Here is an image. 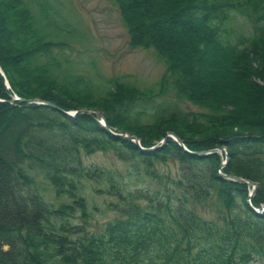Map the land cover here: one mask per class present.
I'll use <instances>...</instances> for the list:
<instances>
[{"label":"trees","instance_id":"obj_1","mask_svg":"<svg viewBox=\"0 0 264 264\" xmlns=\"http://www.w3.org/2000/svg\"><path fill=\"white\" fill-rule=\"evenodd\" d=\"M113 1L130 48L153 49L164 60L158 91L118 78L97 91L57 58L68 43L45 29L55 25L48 0H34L36 10L26 0H0V264H264V212L253 209L264 205V0ZM233 14L253 28L235 45L224 40ZM171 91L200 111L139 118L138 106ZM15 95L57 107L7 102ZM83 109L99 111L114 132L145 148L173 132L189 151L171 138L144 151L87 114L66 113ZM221 147L229 157L223 173L259 184L253 207L247 185L218 173V154L193 153ZM109 150L143 164L163 190H129L112 172L84 164L83 156ZM169 162L181 164L180 175L164 183L154 166ZM39 175L72 201L47 202L33 186ZM104 178L109 185L100 192L116 199L120 215L91 232L79 189ZM17 192L25 194L19 204L9 199Z\"/></svg>","mask_w":264,"mask_h":264},{"label":"rangeland","instance_id":"obj_2","mask_svg":"<svg viewBox=\"0 0 264 264\" xmlns=\"http://www.w3.org/2000/svg\"><path fill=\"white\" fill-rule=\"evenodd\" d=\"M26 1L36 10L34 0ZM48 1L50 3L49 12L55 25L52 24L51 27L45 29L53 34L55 42L68 43L65 48L56 49L55 54L69 72L84 75L94 87L98 88L97 91L102 93L112 87L108 80L116 78L140 89L158 88L155 85L159 84L166 71L164 60L158 58L153 49L130 48V36L113 0ZM252 32V25L246 18L233 14V19L230 20L224 33V40L226 42L230 40L235 45L238 43V39L248 37ZM173 108L186 113L200 111L198 107L179 100L173 91L163 97L156 98L154 103L138 106L136 111L140 113L138 114L139 118L147 123L152 121L150 118L152 113L170 112ZM142 112L144 113L142 114ZM46 135L52 136L51 132H46ZM50 139L60 141L53 137ZM159 144L160 142L157 145ZM183 148L188 150L185 145ZM83 161L88 167H99L112 172L116 178L126 183L129 190H163L160 181L148 175L143 164L123 160L113 150L97 151L94 154L85 155ZM154 167L158 174L169 178L163 177L164 183L180 175L181 164L179 162L156 164ZM107 182V178L98 183L83 180L79 189L81 195L88 201L91 213L88 229L91 232H101L109 221L120 215L112 205V203H116V199L100 192L102 188L109 185ZM33 186L54 207L72 201L67 195L59 196L50 181L42 175L35 177ZM23 196H25L23 192H17L13 198L9 199L12 201L14 199L15 203L19 204ZM10 200L6 201L7 207L9 210H13ZM199 211L205 217H216L210 208H199ZM76 221L81 222L82 220L77 218Z\"/></svg>","mask_w":264,"mask_h":264},{"label":"water","instance_id":"obj_3","mask_svg":"<svg viewBox=\"0 0 264 264\" xmlns=\"http://www.w3.org/2000/svg\"><path fill=\"white\" fill-rule=\"evenodd\" d=\"M8 87H10L9 83H7ZM2 101V100H0ZM15 101H20V102H26V103H30V104H33V103H37V104H43V105H47V106H51V107H57L55 104L51 103V102H48V101H44V100H39V99H22V98H19V97H16L14 98V100L12 102H15ZM87 114L91 117H93L96 121H98L107 131L111 132L112 134L118 136V137H122V138H125V139H129V140H132L133 142H135L138 146H140V148L142 150H145V151H154L156 149H160L162 148L165 144H167L168 142V139L169 137L173 138L174 140H176L180 145L183 146V142L182 140L173 132H169L167 133L166 137L160 142L159 145L157 146H153V147H150V148H144V147H141L140 145V142L138 140L137 137L135 136H132L130 134H123V133H116L114 132L108 125H107V121L105 119V117L95 111V110H88V109H83V110H79V111H74L73 113H70V112H67V114L71 115V116H76L78 114ZM223 152H226L225 148H215V149H211V150H207V151H201V152H194V154H198V155H209V154H213V153H217L219 154L221 157H222V154ZM227 155V154H226ZM228 157V156H226ZM226 165V162H221V166L220 168H224V166ZM220 174L226 178V179H230L232 181H237V182H240V183H243V184H246L248 186H254V191L250 194V198L249 200L253 197L254 193L256 192L257 190V184L256 183H253L247 179H243L239 176H234V175H225L222 171H220ZM263 209L261 210H258V212H261Z\"/></svg>","mask_w":264,"mask_h":264},{"label":"bare ground","instance_id":"obj_4","mask_svg":"<svg viewBox=\"0 0 264 264\" xmlns=\"http://www.w3.org/2000/svg\"><path fill=\"white\" fill-rule=\"evenodd\" d=\"M14 100V98H12V99H10V100H7V102H9V103H12V104H14V103H16V102H18V101H15V102H12ZM40 100V99H39ZM3 101V100H2ZM35 104H37V103H35ZM41 105H43V104H41ZM77 111H79V110H77ZM74 112V111H73ZM73 112H71V113H73ZM136 137V136H135ZM138 138V137H137ZM129 140V139H128ZM138 140H139V142H140V145H141V147H143V145H142V143H141V139L140 138H138ZM130 141H132V140H130ZM133 142V141H132ZM133 143H135V142H133ZM136 144V143H135ZM137 145V144H136ZM138 146V145H137ZM139 148H140V146H138ZM145 148V147H144ZM141 149V148H140ZM142 150V149H141ZM145 151V150H144ZM223 162H226V165L224 166V168L227 166V164H228V162H229V157H226V158H223V160H222ZM220 166H221V164H220ZM220 171H221V168L219 167V169H218V173L220 174ZM225 175H230V174H227V173H224ZM221 175V174H220ZM222 176V175H221ZM240 177V176H239ZM241 178H243V177H241ZM244 179V178H243ZM246 179V178H245ZM248 180V179H247ZM249 181H251V180H249ZM237 182V181H236ZM251 182H253V183H256L257 184V190H258V188H259V184L257 183V182H254V181H251ZM240 183V182H239ZM241 184H243V183H241ZM246 185V184H245ZM248 186V185H247ZM250 189V191H249V197H248V199H247V202L249 203V205L250 206H252L253 207V204H252V199H253V197L256 195V193H257V190H256V192L254 193V195H253V197L249 200V198H250V194L254 191V186H248ZM253 209L256 211L257 209L258 210H261V209H263L261 212H257V213H259V214H262L263 212H264V205H262V206H260L259 208H255V207H253ZM4 249L5 250H7L8 249V247H4Z\"/></svg>","mask_w":264,"mask_h":264}]
</instances>
